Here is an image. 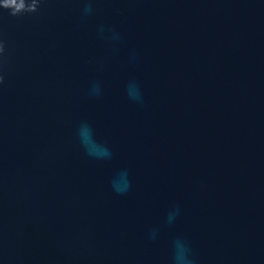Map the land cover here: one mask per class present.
Listing matches in <instances>:
<instances>
[{
	"label": "water",
	"instance_id": "water-1",
	"mask_svg": "<svg viewBox=\"0 0 264 264\" xmlns=\"http://www.w3.org/2000/svg\"><path fill=\"white\" fill-rule=\"evenodd\" d=\"M0 48V264H264V0H37Z\"/></svg>",
	"mask_w": 264,
	"mask_h": 264
},
{
	"label": "clouds",
	"instance_id": "clouds-1",
	"mask_svg": "<svg viewBox=\"0 0 264 264\" xmlns=\"http://www.w3.org/2000/svg\"><path fill=\"white\" fill-rule=\"evenodd\" d=\"M0 7L10 9L12 15H18L24 11L34 12L37 9V0H32L30 4H26L25 0H0Z\"/></svg>",
	"mask_w": 264,
	"mask_h": 264
}]
</instances>
